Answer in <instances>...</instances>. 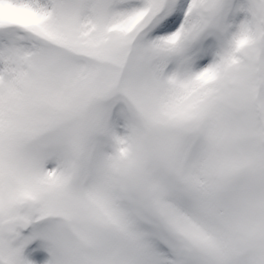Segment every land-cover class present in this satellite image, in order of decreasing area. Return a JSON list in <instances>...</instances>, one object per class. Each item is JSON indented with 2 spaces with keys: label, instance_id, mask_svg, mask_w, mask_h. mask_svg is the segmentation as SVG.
Listing matches in <instances>:
<instances>
[{
  "label": "snow or ice",
  "instance_id": "6c2138e0",
  "mask_svg": "<svg viewBox=\"0 0 264 264\" xmlns=\"http://www.w3.org/2000/svg\"><path fill=\"white\" fill-rule=\"evenodd\" d=\"M0 264H264V0H0Z\"/></svg>",
  "mask_w": 264,
  "mask_h": 264
}]
</instances>
